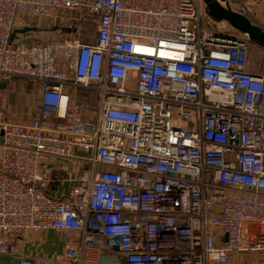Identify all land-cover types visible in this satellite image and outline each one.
Here are the masks:
<instances>
[{
  "label": "built area",
  "instance_id": "1",
  "mask_svg": "<svg viewBox=\"0 0 264 264\" xmlns=\"http://www.w3.org/2000/svg\"><path fill=\"white\" fill-rule=\"evenodd\" d=\"M220 2L264 29V0ZM202 4L0 0V84L40 85L29 122L0 115V254L54 229L79 236L58 260L18 264H226L242 251L264 264V73L248 67L246 34L202 26ZM28 16L90 21L94 40H10L38 27ZM79 89L95 95L93 120Z\"/></svg>",
  "mask_w": 264,
  "mask_h": 264
},
{
  "label": "crops",
  "instance_id": "2",
  "mask_svg": "<svg viewBox=\"0 0 264 264\" xmlns=\"http://www.w3.org/2000/svg\"><path fill=\"white\" fill-rule=\"evenodd\" d=\"M229 2L234 8L237 7L234 0H229ZM58 20L60 23H63L60 19L55 18V21ZM81 25L82 24H80V28L78 27L77 30L73 32H68V30H57L61 33V35H59V33L58 35L60 37H63L66 34L67 37H73L72 35H74L83 40L82 35L79 34V31H83L84 29L81 28ZM261 25L264 26L262 22ZM31 33L34 37L37 36L36 31H32ZM94 36L93 39L87 41L92 42L94 40ZM260 48L264 50L263 47ZM253 70L255 72H261L258 69ZM13 80H15V82H13ZM13 84H20L21 89H17L18 91L14 92V90L11 89ZM39 93L40 85L26 78L16 77L13 78L12 81L10 80L9 82H2L0 84V115L3 116L5 111H14L15 121L19 123L29 122V120L38 113ZM2 109L5 111L1 112ZM70 236L78 237L79 233L73 231L58 232L54 229H44L38 232H29L24 237L12 239L13 244L16 246V252L11 255L0 254V264H18L21 255L32 259H41L43 262L51 263L50 261L58 260L60 258L62 250L65 246V242ZM232 256H235V254Z\"/></svg>",
  "mask_w": 264,
  "mask_h": 264
},
{
  "label": "rangeland",
  "instance_id": "3",
  "mask_svg": "<svg viewBox=\"0 0 264 264\" xmlns=\"http://www.w3.org/2000/svg\"><path fill=\"white\" fill-rule=\"evenodd\" d=\"M222 2H225V0H220ZM202 11H203V19H202V26L204 28H208V23L210 21H213V18L209 16L206 9L204 8V5L202 4ZM264 13V9H263ZM64 14L58 13L57 16H63ZM29 19H35V23L38 25V29L35 30L37 32L36 38L40 39L43 42L50 43V42H57L60 43L64 40L65 37H67V34L63 37H60L61 35L60 31L57 30H68V32L75 31L74 29L70 30L67 29L63 23H60L59 20L55 21V16H46V17H31L28 16ZM64 18V17H61ZM260 20H264V18H260ZM264 24V21L262 22ZM81 28H84L83 31H79V34L82 35L83 41L86 42L87 40L93 39V36L95 35V26L92 22H82ZM80 28V25H79ZM46 31V33H45ZM59 33V35H58ZM230 33L235 35H242L241 32L237 30H232ZM64 34V33H63ZM73 37H78L74 36ZM248 67L250 69H258L262 73H264V50L260 48L255 43L252 44L251 50L248 53ZM12 81V80H11ZM15 82V80H13ZM28 86V85H26ZM11 89L14 90V92H17L21 89L20 84L15 85L13 84L11 86ZM18 89V90H17ZM70 91L74 92L72 88H70ZM76 95L79 96L82 100H85L88 104V112H87V118L90 120L95 119V115L97 112L96 107V99L94 94H90L86 96V93L83 92L81 89L77 90ZM89 98V99H88ZM253 251H242L235 254V256H231L230 260L226 264H255V256Z\"/></svg>",
  "mask_w": 264,
  "mask_h": 264
},
{
  "label": "water",
  "instance_id": "4",
  "mask_svg": "<svg viewBox=\"0 0 264 264\" xmlns=\"http://www.w3.org/2000/svg\"><path fill=\"white\" fill-rule=\"evenodd\" d=\"M204 8L210 17L215 21L225 20L234 29L244 33L255 44L264 48V29L259 25L253 23L245 15L233 10L229 5H223L220 0H202ZM29 30H37L36 26H23L22 28H16L10 35V40L13 39L16 33H25ZM125 264V261L122 260Z\"/></svg>",
  "mask_w": 264,
  "mask_h": 264
}]
</instances>
